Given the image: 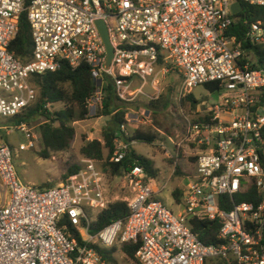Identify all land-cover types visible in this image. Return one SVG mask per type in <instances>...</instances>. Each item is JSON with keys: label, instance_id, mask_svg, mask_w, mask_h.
Returning a JSON list of instances; mask_svg holds the SVG:
<instances>
[{"label": "built area", "instance_id": "built-area-1", "mask_svg": "<svg viewBox=\"0 0 264 264\" xmlns=\"http://www.w3.org/2000/svg\"><path fill=\"white\" fill-rule=\"evenodd\" d=\"M236 1L242 3L0 0V120L34 105L39 92L33 77L63 64L90 67L96 86L87 101L90 118L104 107L107 77L126 103L158 99L166 75L176 71L183 77L179 99L213 82L221 93L205 115L184 117L182 141L195 150L196 169L182 188L179 212L161 199L168 183L136 163L117 177L104 170V161L83 158L80 171L55 186L23 183L7 137L22 134L18 150L25 151L39 136L32 122L0 123V264H121L126 258L131 264H264V69L254 66L253 51L244 47L245 40L264 44V22L250 23L239 39L231 31ZM244 1L264 6V0ZM24 13L34 46L28 61L10 51ZM98 20L106 22L114 48L109 67ZM148 113L129 111L126 121L142 122ZM128 135V124H121L110 162L126 158ZM115 177L131 197L110 196ZM243 194L251 200L236 201ZM117 200L128 202L129 215L93 232L99 215ZM196 218L218 221L224 242H202ZM124 244L139 245L135 259Z\"/></svg>", "mask_w": 264, "mask_h": 264}, {"label": "trees", "instance_id": "trees-1", "mask_svg": "<svg viewBox=\"0 0 264 264\" xmlns=\"http://www.w3.org/2000/svg\"><path fill=\"white\" fill-rule=\"evenodd\" d=\"M243 10L236 14L237 18L232 33L236 34L239 39L246 36V32L250 23L263 21L264 22V6L250 5L244 0ZM247 21V22H246ZM244 47L253 51L256 57L255 67L264 69V44H251L249 41H244ZM33 38L30 23L27 13H24L21 18L20 28L17 36L13 39L10 45V51L23 61H28L33 53ZM39 97L34 105L29 107L24 112L15 117L0 120L4 124H20L21 122H33L44 117L45 121L39 125V134L43 144L41 156L49 158L52 152L66 151L71 148L75 137L76 128L74 123L81 120H86L89 113L88 99L95 90V82L90 70V67L83 64L77 68H72L68 64H63L60 69L54 72H47L42 75L33 77ZM104 107L101 109L99 116H111L110 123L104 127L101 139L88 140L84 137L80 148V154L83 158H91L99 161H104V170L110 172L113 176H122L126 170L133 164L142 165L148 174L153 177H158V169L155 167L154 161L147 156H144L136 150L133 142L154 144L158 140L159 133L156 131H146L141 128L129 131V135L125 139L130 143L126 158L119 163L110 162V158L115 150V138L118 135L120 126L123 123L131 124L126 121V114L129 112L128 105L133 103L122 102L115 94L113 81L109 77L106 78L104 84ZM206 87L211 92L219 90L217 83H208ZM200 101L193 93L179 99L178 104L174 103L170 98L162 93L156 100H148V111L152 114H158V110L168 107L173 103L175 109L180 107H188L190 112H195L197 104ZM62 104V107L57 110H52V106ZM48 104L51 106L48 107ZM8 143L9 137H7ZM196 160V157H191ZM82 168L81 162L73 163L68 171L62 176V181L67 180L70 176L78 173ZM176 173H181L180 165H176ZM60 181V182H62ZM48 185V186H47ZM54 185L43 184L40 187H52ZM254 193V190H252ZM177 201H182V190L177 189L174 192ZM251 200L247 194L238 195L236 201ZM130 209L128 202L117 200L109 205L100 215L93 226V232L100 230L108 224L118 219H124L129 215ZM194 231L199 234L200 239L205 244L220 245L224 240L220 237L221 225L218 221L211 220H192ZM138 244H124L122 249L127 253L129 258L135 259ZM117 250V249H115ZM109 260H114L110 252L105 250ZM127 264H131L130 260H124ZM206 264H229L224 259H209Z\"/></svg>", "mask_w": 264, "mask_h": 264}, {"label": "rangeland", "instance_id": "rangeland-1", "mask_svg": "<svg viewBox=\"0 0 264 264\" xmlns=\"http://www.w3.org/2000/svg\"><path fill=\"white\" fill-rule=\"evenodd\" d=\"M182 81L181 73L177 71L168 73L162 82L161 94H166L170 100L178 104ZM193 94L200 101L195 112L203 116L206 114L207 106L219 102L221 93L211 92L206 86L200 85L194 88ZM147 104L148 100L140 97L136 102L128 105V108L129 111H146L148 110ZM61 107V103L56 104L52 106V110H57ZM157 112L156 117L154 113L150 112L146 116L144 115L142 122H132L128 130L132 132L134 129L141 128L146 131H157L159 133L158 140L154 144L136 142L133 145L138 153L154 161L155 167L159 171L157 180L160 183L168 182V188L162 194L161 199L168 207L175 212H179L182 210L178 205L181 201H177L174 192L177 189L184 188L188 182V177L194 173L191 157H195V151L191 150L190 142L182 141L186 136L184 117L185 115H195L196 113L190 112L188 107H180L177 110L174 108L173 103ZM110 120L111 116H97L75 122L76 137L71 148L66 151L52 152L49 158L41 156L43 144L38 129L39 125L45 121L44 117L31 123L34 131L39 136L35 146L31 149L19 151L18 146L20 142L25 141V138L22 134H13L9 138V142L14 151L15 166L21 182L37 186L43 184L55 186L60 183L63 180L62 176L73 163H82L83 156L80 154V148L84 143V137L88 140L101 139L102 131L110 123ZM178 154L179 157H177ZM176 165L182 166L185 173L182 169L181 173H176ZM110 196L119 197L120 199L131 197L129 189L125 187L120 178L116 177L111 180ZM124 260L120 259L121 264H127Z\"/></svg>", "mask_w": 264, "mask_h": 264}, {"label": "water", "instance_id": "water-1", "mask_svg": "<svg viewBox=\"0 0 264 264\" xmlns=\"http://www.w3.org/2000/svg\"><path fill=\"white\" fill-rule=\"evenodd\" d=\"M243 8H244L243 3L239 2V1H236L232 5V11L234 14H239L243 10ZM97 26L99 28L102 39H103L105 46H106V49H107L106 66L109 67L111 64V61L113 59L114 48L110 42L108 27H107V24L104 20H98Z\"/></svg>", "mask_w": 264, "mask_h": 264}, {"label": "crops", "instance_id": "crops-1", "mask_svg": "<svg viewBox=\"0 0 264 264\" xmlns=\"http://www.w3.org/2000/svg\"><path fill=\"white\" fill-rule=\"evenodd\" d=\"M136 143V142H135ZM134 144V143H133ZM192 150V149H191ZM192 151H195V150H192ZM194 154H196V152L194 153ZM177 157H179V156H177ZM196 157V156H195ZM191 164H193V169H194V171H195V169H196V160H193V163H191ZM181 169H182V171L184 172V170H183V167L181 166ZM185 173V172H184ZM168 183V182H167ZM182 190V189H181ZM175 201V200H174Z\"/></svg>", "mask_w": 264, "mask_h": 264}]
</instances>
